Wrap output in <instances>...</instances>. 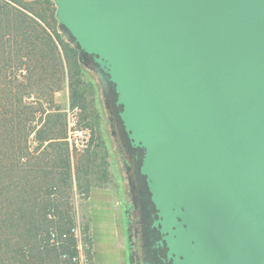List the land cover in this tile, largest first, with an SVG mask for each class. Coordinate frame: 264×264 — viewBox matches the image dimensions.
Returning <instances> with one entry per match:
<instances>
[{"label": "water", "instance_id": "1", "mask_svg": "<svg viewBox=\"0 0 264 264\" xmlns=\"http://www.w3.org/2000/svg\"><path fill=\"white\" fill-rule=\"evenodd\" d=\"M110 87L172 264H264V0H53Z\"/></svg>", "mask_w": 264, "mask_h": 264}, {"label": "trees", "instance_id": "2", "mask_svg": "<svg viewBox=\"0 0 264 264\" xmlns=\"http://www.w3.org/2000/svg\"><path fill=\"white\" fill-rule=\"evenodd\" d=\"M54 11L51 0H0V264L58 261L48 242L47 217L61 213L52 206L53 187L33 185L53 180L52 170L70 171L65 115L54 96L67 85L73 100L82 98L83 66Z\"/></svg>", "mask_w": 264, "mask_h": 264}, {"label": "rangeland", "instance_id": "3", "mask_svg": "<svg viewBox=\"0 0 264 264\" xmlns=\"http://www.w3.org/2000/svg\"><path fill=\"white\" fill-rule=\"evenodd\" d=\"M51 2L56 19V7L53 0ZM60 33L73 46L61 30ZM79 62L83 66V76L79 77L82 98L73 100L67 85L54 96L59 112L65 115V135L61 142L68 149L70 171L64 170L67 173L62 175L61 169L52 170L53 180L37 179L33 186L39 188L43 182L49 184L47 188L53 187L52 206L61 212L47 217L53 223L48 231V242L58 254L54 264H127L131 251L127 240L134 235L130 219L135 213L127 211L130 206L134 207L129 174L125 169L127 158L119 145L116 127L112 126L114 120L108 106L106 85L91 64L82 58ZM72 123L91 131V141L85 149H77L68 142ZM48 149L47 157L52 159L55 148ZM110 191L114 202L113 228L109 219ZM29 204L33 205V199Z\"/></svg>", "mask_w": 264, "mask_h": 264}, {"label": "flooded vegetation", "instance_id": "4", "mask_svg": "<svg viewBox=\"0 0 264 264\" xmlns=\"http://www.w3.org/2000/svg\"><path fill=\"white\" fill-rule=\"evenodd\" d=\"M108 106L111 110L116 127L119 145L125 153V169L129 174L130 186L132 188V198L134 207L127 210H134L131 224L134 234L127 243L131 247L127 264H172V260L167 257L166 248L162 242V236L158 229L153 226L157 220L156 211L148 203V195L144 189L143 179L138 173V154L130 147L129 142L117 119V108L110 87L107 85Z\"/></svg>", "mask_w": 264, "mask_h": 264}, {"label": "built area", "instance_id": "5", "mask_svg": "<svg viewBox=\"0 0 264 264\" xmlns=\"http://www.w3.org/2000/svg\"><path fill=\"white\" fill-rule=\"evenodd\" d=\"M91 131L88 128H80L72 123L69 127L68 142L77 149H85L91 141ZM54 237V234H51Z\"/></svg>", "mask_w": 264, "mask_h": 264}, {"label": "crops", "instance_id": "6", "mask_svg": "<svg viewBox=\"0 0 264 264\" xmlns=\"http://www.w3.org/2000/svg\"><path fill=\"white\" fill-rule=\"evenodd\" d=\"M109 191L108 189H101V191ZM105 194H107V193H105ZM110 201L112 202L111 203V206L109 205V211H110V213H111V216H110V220H111V224H112V228H113V220H114V218H113V216H114V214H113V209H114V202H113V197H112V193H111V191H110ZM92 197V193H90V198ZM92 218V217H91ZM106 224H108L107 222H105ZM103 229H105V226H104V228ZM106 231V230H105ZM108 233H106L105 235H107Z\"/></svg>", "mask_w": 264, "mask_h": 264}]
</instances>
